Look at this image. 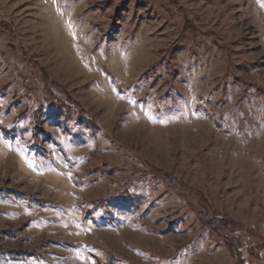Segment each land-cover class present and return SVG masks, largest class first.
Masks as SVG:
<instances>
[{"label": "rangeland", "instance_id": "obj_1", "mask_svg": "<svg viewBox=\"0 0 264 264\" xmlns=\"http://www.w3.org/2000/svg\"><path fill=\"white\" fill-rule=\"evenodd\" d=\"M2 22L0 264H264V0H0Z\"/></svg>", "mask_w": 264, "mask_h": 264}, {"label": "trees", "instance_id": "obj_2", "mask_svg": "<svg viewBox=\"0 0 264 264\" xmlns=\"http://www.w3.org/2000/svg\"><path fill=\"white\" fill-rule=\"evenodd\" d=\"M0 30L7 32V33H10V34H13L14 25L11 23L2 22V23H0ZM47 88L48 87H46V89ZM147 174L151 175L152 177H154L160 181H162L167 186V188L169 190L173 191L177 195H179L183 198L188 196L189 198L195 199L198 202V206L201 208V211L198 212V217L200 219V222L203 224L204 229H208L212 233L218 234L217 227L215 225H213V223L211 222L212 216L214 214H217L216 210L208 202V200L206 199V197L202 193L188 187L183 182L177 180L176 178H174L170 174L163 172L161 170L151 168L147 172ZM223 222H224L225 228L229 229L230 231H235V230L241 228L240 224H238L237 222H235L234 220H232L228 217H224ZM226 245H227L228 249L232 252H237L238 250L241 249V246L238 245V243L232 239L231 240L226 239ZM250 254L252 255L253 251ZM109 256H110V259H113L112 255H109Z\"/></svg>", "mask_w": 264, "mask_h": 264}]
</instances>
